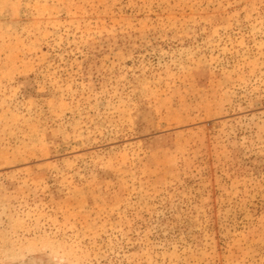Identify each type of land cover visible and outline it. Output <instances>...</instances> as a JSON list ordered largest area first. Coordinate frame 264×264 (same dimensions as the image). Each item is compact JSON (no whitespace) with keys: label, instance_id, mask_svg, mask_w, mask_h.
I'll return each mask as SVG.
<instances>
[{"label":"rangeland","instance_id":"374dc122","mask_svg":"<svg viewBox=\"0 0 264 264\" xmlns=\"http://www.w3.org/2000/svg\"><path fill=\"white\" fill-rule=\"evenodd\" d=\"M0 264H264V0H0Z\"/></svg>","mask_w":264,"mask_h":264}]
</instances>
